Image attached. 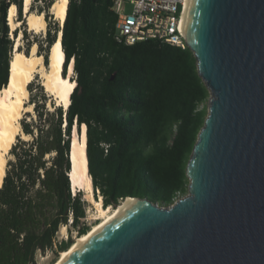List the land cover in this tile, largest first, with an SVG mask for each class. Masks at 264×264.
<instances>
[{"label": "trees", "instance_id": "1", "mask_svg": "<svg viewBox=\"0 0 264 264\" xmlns=\"http://www.w3.org/2000/svg\"><path fill=\"white\" fill-rule=\"evenodd\" d=\"M54 3L45 1L36 12L48 21ZM12 4L23 16V0H2L0 91L9 83L16 43L7 22ZM116 25L112 0H69L64 70L74 59L77 85L68 109L40 111L42 94V107L35 106L38 120L22 121L32 140L14 145L0 188V264H35L38 253L68 251L74 240L57 246L56 239L70 220L79 238L91 231L79 226L89 204L81 191L73 194L69 176L74 128H87L88 169L103 208L116 209L127 198L169 206L189 192L187 166L208 115L200 106L210 98L196 56L189 47L156 41L121 43ZM50 26L45 49L39 45L47 61L61 30ZM13 33L17 38L19 31Z\"/></svg>", "mask_w": 264, "mask_h": 264}, {"label": "water", "instance_id": "2", "mask_svg": "<svg viewBox=\"0 0 264 264\" xmlns=\"http://www.w3.org/2000/svg\"><path fill=\"white\" fill-rule=\"evenodd\" d=\"M182 31L210 91L188 194L130 198L62 264H264V0H188Z\"/></svg>", "mask_w": 264, "mask_h": 264}, {"label": "bare ground", "instance_id": "3", "mask_svg": "<svg viewBox=\"0 0 264 264\" xmlns=\"http://www.w3.org/2000/svg\"><path fill=\"white\" fill-rule=\"evenodd\" d=\"M187 4L188 0H186L185 12ZM32 5L33 0H23V14L25 15L29 31L36 33L45 31L47 25L45 14L34 12ZM68 6L69 0H56L52 6V12L61 27L64 26ZM17 13V6L12 4L8 9V24L12 32L18 30L21 25L20 20H16ZM62 34L61 28L58 39L50 50L49 65L47 67L44 56L37 53V45L31 48L29 54H25L19 49V43L15 44V50L10 62V82L0 91V188L7 174L8 157L18 137L23 139L28 137L23 132L22 121H24L26 114L34 113V106L30 100V86L36 75H40L43 79L42 85L45 87L46 92L57 100V106H61L66 110L71 103V95L77 85L76 81L71 78V74L74 72L75 60L73 59L71 62L68 77H63L65 54L62 46ZM19 36L22 37V32ZM70 157L72 169L69 176L72 182L73 194L79 191L85 192V199L97 208L103 221L89 231L87 235L78 238L68 251L62 252L58 264H62L85 240L126 211L135 202L134 199L128 198L122 201L118 208L111 211V207L108 209L102 208V199L96 200L88 169L86 129L80 137L76 135L72 140ZM61 229L63 232L67 230L66 226H62Z\"/></svg>", "mask_w": 264, "mask_h": 264}, {"label": "built area", "instance_id": "4", "mask_svg": "<svg viewBox=\"0 0 264 264\" xmlns=\"http://www.w3.org/2000/svg\"><path fill=\"white\" fill-rule=\"evenodd\" d=\"M185 7L186 0H112L116 38L127 45L156 41L185 50Z\"/></svg>", "mask_w": 264, "mask_h": 264}, {"label": "rangeland", "instance_id": "5", "mask_svg": "<svg viewBox=\"0 0 264 264\" xmlns=\"http://www.w3.org/2000/svg\"><path fill=\"white\" fill-rule=\"evenodd\" d=\"M45 1L47 0H33V5L34 8V12H36V10H39V9H42L43 8V5L45 4ZM2 0H0V4H1ZM56 2V0H55ZM37 13V12H36ZM17 19L16 20H20L21 22V25L20 27L18 28V31H19V35L20 33L22 32V37H20L18 35L17 38L14 37V33L12 32V29L11 27L9 26L10 28V36H11V39L13 38L15 40L16 43H19V46H20V49L23 51H25L24 53H26V50L28 48V45H32V47L36 44H38L37 46V53L39 54H44V49L46 47V36H47V31L49 29V22L51 23V28L54 29L55 28V25L57 24V26L59 28H63L61 27L59 21L56 19L55 15L53 14L52 12V7L51 9L49 10V15H48V21L46 19V22H47V25H46V30L45 31H41V32H32V31H29V27L27 26L26 22L23 23V20L26 21V18H25V15L23 14L22 18L20 19L19 18V11L17 13ZM7 22H8V18H7ZM9 25V24H8ZM26 29V32H27V35H24V30ZM15 43V44H16ZM39 45H41L42 49L39 47ZM31 52V50L29 49V52L28 54ZM44 59H45V64H46V67L49 65V60L47 61V59L45 58L44 56ZM72 62V61H71ZM70 62V63H71ZM70 66L71 64L69 65L68 67V71L67 73H65V70H63V77H68L69 75V69H70ZM65 68V67H64ZM71 78L74 79L76 78V72L74 70L73 74H71ZM43 83V79L40 77V75H36L35 77V80L33 81V83L31 84L30 86V89H32V97H30V100L33 102V101H36L37 102V105L34 104V113L32 114H26L25 117H24V122L25 123H32V122H35L38 120L37 118V112H36V109H35V106L39 107L42 105L43 101H42V97L41 95L44 94L45 97H46V101L44 102V105L45 107L42 109H40V111H53L54 108H58L59 106H57V100L54 98V97H51L45 90V87L42 85ZM40 88H42V92L40 90ZM209 101H210V98L209 100H207L204 104H202L200 106V109L202 108H205L206 109V114L208 113V106H209ZM42 107V106H41ZM87 129L86 127H84L83 129H81V132H78L77 129H73V137H72V140L74 139V137L76 135H78V137H80V135L82 134V132ZM87 133V131H86ZM32 140V137L28 136L26 137L25 139H23L22 137H18L17 141H16V144H21L22 142H26V141H31ZM11 155V154H10ZM8 157L9 159V162L13 161L14 160V156L11 155ZM10 168V166H8V169ZM94 190V188H93ZM83 194V198L85 199V192H82ZM97 195L99 196H96L95 195V192H94V197L96 198V200H100L102 199L101 196H100V192L97 191ZM184 196H180L179 198H177L175 201H177L178 199L182 198ZM98 198V199H97ZM86 200V199H85ZM88 202V208H87V217L83 220L80 221V224L79 226L82 227L84 224L88 225L90 227V230L94 229V227H96L98 224L102 223L103 219L100 215V213L98 212L97 208L92 204L90 203L88 200H86ZM172 204H170L169 206H171ZM169 206H163V207H169ZM103 204H102V208H103ZM114 208H111V211H113ZM62 228V227H61ZM67 230L66 232H63L62 229H60V231L58 232L57 234V239H56V243H57V246H59V244L62 242V241H66V240H69V239H73L74 240V243L78 240V238L80 237V235L78 234L77 230L72 226V222L71 220L69 221V224L66 226ZM89 233V232H88ZM61 253L62 252H57L55 249L54 250H50V251H47L46 253H38L37 257H36V263L35 264H58L59 263V260L61 258Z\"/></svg>", "mask_w": 264, "mask_h": 264}, {"label": "clouds", "instance_id": "6", "mask_svg": "<svg viewBox=\"0 0 264 264\" xmlns=\"http://www.w3.org/2000/svg\"><path fill=\"white\" fill-rule=\"evenodd\" d=\"M65 64H66V57H65ZM65 64H64V66H63V70H64V67H65ZM71 64V63H70ZM94 188V187H93Z\"/></svg>", "mask_w": 264, "mask_h": 264}]
</instances>
